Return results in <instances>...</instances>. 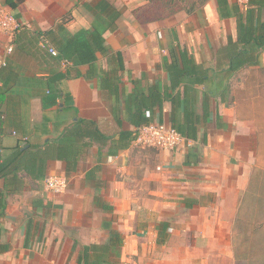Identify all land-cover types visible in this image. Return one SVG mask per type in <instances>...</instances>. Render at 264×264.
<instances>
[{
	"label": "crops",
	"instance_id": "0c3cea01",
	"mask_svg": "<svg viewBox=\"0 0 264 264\" xmlns=\"http://www.w3.org/2000/svg\"><path fill=\"white\" fill-rule=\"evenodd\" d=\"M146 2L0 0L23 24L0 32V264L264 263V132L234 91L264 50L227 72L236 0L139 22ZM150 122L184 142L138 144Z\"/></svg>",
	"mask_w": 264,
	"mask_h": 264
},
{
	"label": "trees",
	"instance_id": "16d2710c",
	"mask_svg": "<svg viewBox=\"0 0 264 264\" xmlns=\"http://www.w3.org/2000/svg\"><path fill=\"white\" fill-rule=\"evenodd\" d=\"M205 1L206 0H147L145 4L133 9V14L139 22H145L168 17L180 10L192 12L202 6ZM234 8L233 13L237 17L236 38L235 41L229 39L228 45L236 46L238 43L241 44L243 48L228 54L227 72L236 71L245 64H258L259 53H251L250 50H264V0H249L242 10H240L236 4ZM78 120L79 122L93 125L85 120ZM143 124H139L138 126ZM93 133L102 137L96 129L93 130L92 133L91 129L87 132L89 136H92ZM136 134L137 131L134 133V139L136 138ZM17 154L18 153L15 155ZM82 264L92 263L84 261Z\"/></svg>",
	"mask_w": 264,
	"mask_h": 264
},
{
	"label": "built area",
	"instance_id": "2783aa9c",
	"mask_svg": "<svg viewBox=\"0 0 264 264\" xmlns=\"http://www.w3.org/2000/svg\"><path fill=\"white\" fill-rule=\"evenodd\" d=\"M249 0H236V2L244 7ZM23 24L9 10L0 7V32H3L11 39L21 31ZM46 50L56 55V50L52 47H46ZM7 53L12 51V44L6 48ZM148 116V112H146ZM136 142L142 146L155 147L160 149L173 150L182 142L184 136L174 127L165 123L150 122L140 125L136 128ZM68 180L64 175H48L42 180V191L48 194H59L66 190Z\"/></svg>",
	"mask_w": 264,
	"mask_h": 264
},
{
	"label": "rangeland",
	"instance_id": "374dc122",
	"mask_svg": "<svg viewBox=\"0 0 264 264\" xmlns=\"http://www.w3.org/2000/svg\"><path fill=\"white\" fill-rule=\"evenodd\" d=\"M237 79L238 80L234 83V91L239 100V104L246 111L253 110V113L258 116L259 128L264 132V68L259 67L253 70L244 71L242 76ZM261 135L264 138V134L262 133ZM259 165V167L264 168V151L260 154ZM263 171L264 169L262 172ZM257 175H259V177H254V184L259 187V199L256 203L257 206H255L258 207V211L262 212V208L264 209V174H262V176L260 172V174ZM258 220L263 221L264 219H262L260 215ZM259 239L260 250L258 253L264 254V235H259ZM261 254L260 257L262 256ZM258 264L264 263L259 262Z\"/></svg>",
	"mask_w": 264,
	"mask_h": 264
}]
</instances>
